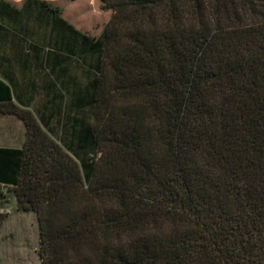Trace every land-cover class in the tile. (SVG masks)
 Returning a JSON list of instances; mask_svg holds the SVG:
<instances>
[{"label": "trees", "instance_id": "16d2710c", "mask_svg": "<svg viewBox=\"0 0 264 264\" xmlns=\"http://www.w3.org/2000/svg\"><path fill=\"white\" fill-rule=\"evenodd\" d=\"M98 1L90 173L0 79L25 125L0 201L35 213L40 264H264V0Z\"/></svg>", "mask_w": 264, "mask_h": 264}, {"label": "rangeland", "instance_id": "374dc122", "mask_svg": "<svg viewBox=\"0 0 264 264\" xmlns=\"http://www.w3.org/2000/svg\"><path fill=\"white\" fill-rule=\"evenodd\" d=\"M29 5L31 13L24 17L29 37L21 38L13 24L1 32L12 43L24 42L29 48L28 61L19 66L20 84L11 86L12 91L43 129L76 156L87 177L98 156L85 135L98 77L99 44L110 12L100 9L98 0H44L39 6L28 0L22 7ZM12 19L17 22L23 17ZM2 211L6 217L0 225V264H40L35 213L18 212L11 200Z\"/></svg>", "mask_w": 264, "mask_h": 264}, {"label": "crops", "instance_id": "0c3cea01", "mask_svg": "<svg viewBox=\"0 0 264 264\" xmlns=\"http://www.w3.org/2000/svg\"><path fill=\"white\" fill-rule=\"evenodd\" d=\"M28 0H0V79L5 82L8 86L19 85L18 81L21 78L22 69L24 63L28 61L26 55L29 52V48L26 47L22 42L10 41L1 32H6L10 25H14L20 30L21 38L29 37L26 32L29 26V22L25 21V16L31 13L30 5L29 7L24 6ZM32 4H37L44 2V0H31ZM37 12H41L37 9ZM22 16L21 21L14 22L13 16ZM66 21H70L68 18ZM73 25L72 23H69ZM12 101L19 107L27 108V104H24L22 99L15 97L12 88ZM25 141V125L21 119L12 114H5L0 112V174L5 170V163L3 159L9 158L8 152L5 150H19L23 147ZM8 167V165H7ZM1 189L4 192L6 199L5 201H0V213H3L2 209L4 204L8 201H12L14 207H16V199L12 191L8 190V185L1 184ZM17 210V209H16ZM20 212V211H18ZM4 214V213H3Z\"/></svg>", "mask_w": 264, "mask_h": 264}]
</instances>
